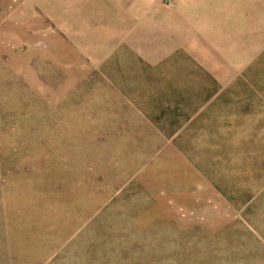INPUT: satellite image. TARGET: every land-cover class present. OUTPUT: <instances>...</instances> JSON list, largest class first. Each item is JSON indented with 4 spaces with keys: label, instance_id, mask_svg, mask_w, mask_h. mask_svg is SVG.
Masks as SVG:
<instances>
[{
    "label": "rangeland",
    "instance_id": "obj_1",
    "mask_svg": "<svg viewBox=\"0 0 264 264\" xmlns=\"http://www.w3.org/2000/svg\"><path fill=\"white\" fill-rule=\"evenodd\" d=\"M0 264H264V0H0Z\"/></svg>",
    "mask_w": 264,
    "mask_h": 264
},
{
    "label": "crops",
    "instance_id": "obj_2",
    "mask_svg": "<svg viewBox=\"0 0 264 264\" xmlns=\"http://www.w3.org/2000/svg\"><path fill=\"white\" fill-rule=\"evenodd\" d=\"M235 1H254V0H235Z\"/></svg>",
    "mask_w": 264,
    "mask_h": 264
}]
</instances>
